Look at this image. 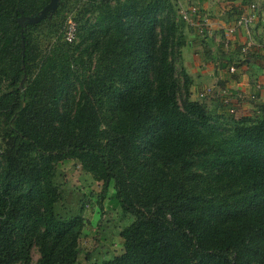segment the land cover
I'll list each match as a JSON object with an SVG mask.
<instances>
[{"label": "trees", "instance_id": "obj_1", "mask_svg": "<svg viewBox=\"0 0 264 264\" xmlns=\"http://www.w3.org/2000/svg\"><path fill=\"white\" fill-rule=\"evenodd\" d=\"M240 1L237 18L253 0ZM48 3L0 0V264H32L33 249L35 264L78 263L81 210L59 212L54 183L70 161L133 217L121 254L99 264H264L259 91L252 117L236 118L213 90L191 99V77L176 69L186 26L171 0H86L72 15L77 43L63 39L59 0L21 40L17 18ZM227 45L205 49L215 66L264 75V45ZM220 110L234 118L228 129Z\"/></svg>", "mask_w": 264, "mask_h": 264}, {"label": "rangeland", "instance_id": "obj_2", "mask_svg": "<svg viewBox=\"0 0 264 264\" xmlns=\"http://www.w3.org/2000/svg\"><path fill=\"white\" fill-rule=\"evenodd\" d=\"M85 1L66 0L62 34L66 21L73 18L72 15L76 6ZM171 2L176 10V20L179 23L183 22L186 26L182 28L185 46L180 50L176 61V69L178 73L184 69L191 77V99H201V94L209 89L213 90L215 95H218V93L223 95V90L233 91L235 96H232L230 101L236 103L234 116L236 118L252 117L255 109L248 100L253 97L254 91L259 87V97L264 100V75L253 68L247 71L245 66L234 67L235 72L233 75H237L238 80L235 81L228 69L220 70L219 66H215L205 54V49L214 54L219 45H223L224 50L227 49L229 40L223 34V29L235 23L237 19L235 5H239L241 1L171 0ZM251 3L256 6L258 18L247 29L248 32L243 29L232 36L231 42L234 46L243 43H255L257 46L264 45V21L262 20L264 19V0H253ZM192 7L198 8V15L195 17L194 23H200L202 18H205L206 27L190 26L183 20L181 11H189ZM89 18L92 23L94 17L89 16ZM45 35V32H40L39 41L43 40V37H46ZM55 39L58 38H52L49 43H53ZM77 42L78 37L73 43ZM250 73L253 75L251 82L248 78ZM221 83H225V86L222 87ZM215 97L210 96L206 100L211 110L218 105ZM235 98L240 100L238 101ZM219 112L214 116V120L221 123L223 128L228 129L233 125L234 118L221 113V110ZM54 183L61 193V199L57 206L58 211L75 215L81 210L80 215L84 221V228L79 246L83 254L77 264H84L85 257H88L89 263L99 264L103 260L112 259L114 256L121 254L122 240L119 232L132 222L133 217L123 213L118 206H114L109 202L108 199L113 194L112 187L107 192L108 197L101 198V184L91 179L90 175L86 174L74 161L61 163L57 166ZM38 257L37 250L33 249L31 251L32 264L36 263Z\"/></svg>", "mask_w": 264, "mask_h": 264}, {"label": "built area", "instance_id": "obj_3", "mask_svg": "<svg viewBox=\"0 0 264 264\" xmlns=\"http://www.w3.org/2000/svg\"><path fill=\"white\" fill-rule=\"evenodd\" d=\"M198 15V8L192 7L189 11H181V16L183 20L190 26L194 27H206L205 18H202V21L200 23L196 22L194 23V20L191 16L196 17ZM258 14L256 13V6L254 4H251L248 8L244 10V12L237 18L235 23L231 26H228L225 28V37L228 38V40L232 39V36H234L237 32H240V30L246 29V32H248V28L251 27L257 20ZM264 21V19H262ZM76 23L72 19H68L65 23L64 30H63V39L67 43H72L76 40ZM201 28V31H202ZM246 45L249 46H257L255 43H246ZM262 46V45H260ZM231 73L234 72V68L231 67L229 69ZM205 91L204 93L209 92ZM257 91H260V87L256 89ZM222 97L225 103H230V99L232 97L231 93L228 91L222 92ZM203 94H201L202 96ZM253 98V97H252ZM230 112H233L232 110Z\"/></svg>", "mask_w": 264, "mask_h": 264}, {"label": "water", "instance_id": "obj_4", "mask_svg": "<svg viewBox=\"0 0 264 264\" xmlns=\"http://www.w3.org/2000/svg\"><path fill=\"white\" fill-rule=\"evenodd\" d=\"M59 0H49V3L42 8V10L35 16L17 18V23L20 26L21 40H23L24 24H36L42 19L47 17L50 13L54 12L58 6Z\"/></svg>", "mask_w": 264, "mask_h": 264}, {"label": "crops", "instance_id": "obj_5", "mask_svg": "<svg viewBox=\"0 0 264 264\" xmlns=\"http://www.w3.org/2000/svg\"><path fill=\"white\" fill-rule=\"evenodd\" d=\"M237 33H238V32H237ZM237 33H236V34H237ZM245 76H246V75H245ZM243 77H244V76H243Z\"/></svg>", "mask_w": 264, "mask_h": 264}]
</instances>
